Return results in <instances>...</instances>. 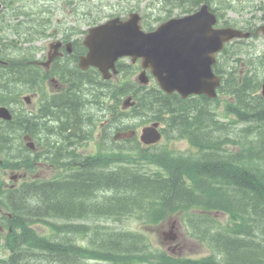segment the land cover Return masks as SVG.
<instances>
[{
  "label": "trees",
  "instance_id": "1",
  "mask_svg": "<svg viewBox=\"0 0 264 264\" xmlns=\"http://www.w3.org/2000/svg\"><path fill=\"white\" fill-rule=\"evenodd\" d=\"M153 1L161 6L162 15L156 19L143 16L145 30H152L153 22L173 17V9L183 15L194 12L200 4V0ZM219 22L221 26H234ZM21 25L12 28L16 39L4 44L15 50L17 58L0 54L9 62L29 60L24 45L43 31L41 25L40 29L26 30ZM250 50L243 42L227 44L223 51L226 65L244 62L246 69L216 70L223 79L219 94L232 97L225 111L237 119L230 123L218 119L216 100L203 96L184 100L177 94L166 95L157 87L147 89L124 81L134 69L124 62L117 63L119 73L124 75L119 84L103 83L96 72L71 76L65 106L57 107L49 119V127H59L56 138L66 144V174L50 183L0 189V208L11 214V219L6 218L9 225H2L11 231L0 236V240L5 239L0 249L4 247L9 255L0 252V264H264V98L259 94L264 78L255 74L257 64L264 63V53L253 56ZM18 70L8 74L7 82L21 83L30 76L21 73L23 67ZM128 96L135 105L122 110L120 103ZM110 100H114L111 108ZM99 108L111 110L112 116L101 130L98 152L82 156L77 152L79 146L69 147L81 146L91 138L90 122H95V110ZM140 114L141 120L150 118L161 123L167 142L186 138L195 152L143 146L136 138L126 140L123 148H107L108 142L117 144L112 140L114 133L135 129L131 122ZM236 123L243 127L235 129ZM4 144L7 147V142ZM229 145L239 149L230 151ZM58 147L52 145L55 151ZM138 162L154 170H144ZM191 208L229 216L232 225L217 232L211 231L212 225H201L208 222L207 217L194 218L200 224L194 228L201 233L197 236L196 232V237L208 241L220 259L215 255L197 260L173 258L153 249L144 232L111 229L97 222L135 218L143 226L153 225ZM38 222L50 224V237L36 233L32 224ZM200 226L205 227L201 230ZM77 237L85 244H78Z\"/></svg>",
  "mask_w": 264,
  "mask_h": 264
},
{
  "label": "flooded vegetation",
  "instance_id": "2",
  "mask_svg": "<svg viewBox=\"0 0 264 264\" xmlns=\"http://www.w3.org/2000/svg\"><path fill=\"white\" fill-rule=\"evenodd\" d=\"M202 1L219 20L231 22L237 28L251 33L249 40L259 35L257 33L259 27H254L250 20L254 14L253 7L250 8L249 5L242 7V0ZM1 4L0 19L3 18L4 9L12 4V0H1ZM256 9L263 11L264 7L260 4ZM246 12L251 13L249 19L242 17ZM233 14L237 19L230 17ZM84 36L78 30L67 29L58 31L57 36L47 33L33 35L27 44L29 60L9 62L0 56V107H6L12 116L10 121L0 119V189H16L24 183H50L64 178L66 144L60 143V138H56L55 134L59 127L57 129L49 127L51 126L49 119L57 107L65 106L64 95L71 90L68 81L71 76L78 72L98 73L94 68L85 71L79 69V59L87 53V48L83 45ZM36 41L46 42L47 45H44L45 48L34 46ZM12 58L16 59L17 55ZM19 67H23L21 73H28L30 76L21 83L7 82L8 74L11 76L18 72ZM225 67L221 52L216 55L213 70L216 73L217 69ZM101 80L103 83L107 82L102 78ZM109 106L111 108L112 104ZM110 111L105 114L104 122L100 124L101 129L112 116ZM94 125L95 122L91 121L92 132ZM5 142L7 147L4 146ZM52 145L59 146V149L55 151ZM78 146L80 148L78 144L69 148L75 149ZM6 161L11 162L10 166ZM49 168L56 171L52 178L46 176L43 171L44 169L48 171ZM7 218L11 219V215ZM0 225H8L2 213Z\"/></svg>",
  "mask_w": 264,
  "mask_h": 264
},
{
  "label": "rangeland",
  "instance_id": "3",
  "mask_svg": "<svg viewBox=\"0 0 264 264\" xmlns=\"http://www.w3.org/2000/svg\"><path fill=\"white\" fill-rule=\"evenodd\" d=\"M100 3H93L88 2L85 3L81 0H12V4L8 5L4 11L2 12L3 18L0 19V52L4 53L5 56L11 57L14 53H12L7 47L4 46V44H7L8 41H11V39H16L15 34H13V27H17L18 25H21L22 30H26L27 27H36L38 29L39 25L43 26V31L39 30L37 35L41 32L52 34L53 36H57L58 31L64 30V29H77L80 31H86L88 27H90L89 23L96 22L97 24L102 23L106 21V19L110 18L109 16L113 15L119 16L122 18H127L129 14L131 13H138L141 16L151 15V18H158L160 15H162L159 10L161 6H158L154 4L156 1L153 0H99ZM216 0H212L214 2ZM223 1V0H219ZM233 4V3H232ZM262 5L264 7V0H242V7L249 5V7H253L252 12L254 14L252 15L251 23L254 27H259L262 24H264V10L259 11L256 9V6ZM173 16H176L179 14L178 9H173ZM18 14V15H16ZM17 16V17H16ZM251 16V13L246 12L242 17L244 19H249ZM230 17L237 19V16L235 14L231 15ZM17 18V19H16ZM155 18V19H156ZM3 21V22H1ZM158 21V20H157ZM159 22H153L152 27H157L159 25ZM240 22V21H239ZM93 26V25H92ZM32 34V33H31ZM34 46L38 45L40 47H44L47 45L46 42H38L36 41ZM45 45V46H44ZM247 45L251 47L252 50H250L248 53L253 56H258L262 53H264V37L259 34L256 38L249 40L247 42ZM27 45H24L26 47ZM9 50V51H8ZM241 56V59H243V56ZM239 56V57H240ZM125 63H129L128 60L124 61ZM244 63V62H243ZM245 64V63H244ZM234 67L238 71L245 70L246 66L243 65L240 67V64L238 62L236 64L232 63ZM138 64L133 65L134 69L132 70V75H127L125 78L129 81L133 82V84H136V78L140 72V69L138 68ZM255 74L260 76V78H264V63L263 64H257V68L255 71ZM117 79L114 78L112 82L116 83ZM151 87H157L155 81L151 80L149 85L146 86L147 89ZM260 92V89H259ZM123 101V100H122ZM122 101L120 103V108H122ZM216 103L214 104L216 108V113L218 116V119H220L222 122H228L230 120H234L235 118L232 115H226L225 109L229 102H232V99L228 95H219L216 99ZM114 104V100L109 101V105ZM112 104V105H113ZM128 109H130L128 107ZM127 109V110H128ZM125 110V109H124ZM108 113L107 110H101L96 109L95 110V125L93 127V132L91 134V138L88 141H85L82 143L80 148L77 150L79 154L82 156H88L93 155L98 152L99 149V133H100V124L104 122L105 114ZM141 114L133 118V121L131 122L132 125H135V129L137 131V134L141 130L143 126H146L150 124L151 119L147 118L145 120H141ZM102 120V121H101ZM125 120V119H124ZM145 122V124H142ZM161 127H163L161 125ZM235 129L240 130L243 125L236 123L234 125ZM126 132V131H125ZM125 139L117 141V144H111L110 142L106 143V147L113 149L123 148ZM158 148L162 147H168L172 150H175L177 153H186V154H192L195 152L194 147L191 145L190 141L186 138H181L179 140H171L166 141L163 137V140H161L157 145ZM230 151H236L239 148L235 147L233 145H229L227 147ZM141 164V167H143L144 170H154V167L146 166L144 162H138ZM46 176L49 178H52L53 175L56 173V171H53V169H50L47 171V169L43 170ZM5 213V212H0ZM208 216L213 222L210 223L212 225V232L217 231H223V229H226L227 226L232 225V222L230 221V218L227 214L224 212H218V211H202L198 208H191L184 212H177L175 214H172L170 216H167L165 219H163L158 224L153 225H146L143 226V224H140L138 220L135 218L132 219H123V221H112V220H104V221H97L100 223V225H103L107 228L111 229H121V230H131V231H141L144 232L150 239L151 247L156 250H160L163 252H166L169 256L173 258H189L193 260L205 258L208 256H214L216 259H220V256H217V253L215 249L211 248L208 244V241L200 239L196 237L195 233L197 232V236L201 233L199 230L193 228L190 225V222H188V217H197V216ZM196 220V219H195ZM82 222V221H81ZM91 224V223H90ZM197 225H200L196 223ZM203 225H208V222L202 223ZM33 229L36 231V233L40 236H46L50 237L51 235V229L49 226L36 223L32 224ZM92 226V225H91ZM170 227H172V230L175 232V234L178 236V240L173 243H166L163 240L162 234L163 233H169ZM205 227V226H204ZM203 226H200L201 230L204 229ZM1 229V228H0ZM3 232L0 231V236L5 235L7 231V227H4ZM3 233V234H2ZM200 233V234H199ZM76 242L78 244H85V242L82 240L81 237L76 238ZM6 253H8L6 251ZM88 264H109L107 262H88Z\"/></svg>",
  "mask_w": 264,
  "mask_h": 264
},
{
  "label": "water",
  "instance_id": "4",
  "mask_svg": "<svg viewBox=\"0 0 264 264\" xmlns=\"http://www.w3.org/2000/svg\"><path fill=\"white\" fill-rule=\"evenodd\" d=\"M140 21V14L131 13L127 19L116 17L89 28L83 42L87 53L80 57L79 68H96L104 79H109L117 74L119 59L130 58L132 63L140 60L142 71L137 78L140 84L149 83L146 73L149 70L160 90L168 95L177 93L182 99L204 95L214 99L221 82L212 71L216 53L230 40L250 36L232 27L216 28V16L206 4L192 14L162 22L153 31H144ZM260 31L264 35V25ZM129 105H132L130 98L125 101V106ZM0 118L11 119L7 108L0 107ZM159 127L157 122L143 127L140 142L147 146L157 144L162 139ZM135 135L134 131L119 132L114 139ZM163 239L171 243L177 236L170 232L163 234Z\"/></svg>",
  "mask_w": 264,
  "mask_h": 264
}]
</instances>
